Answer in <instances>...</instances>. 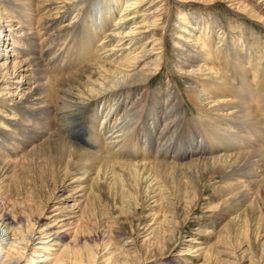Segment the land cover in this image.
<instances>
[{"label":"bare ground","instance_id":"1","mask_svg":"<svg viewBox=\"0 0 264 264\" xmlns=\"http://www.w3.org/2000/svg\"><path fill=\"white\" fill-rule=\"evenodd\" d=\"M156 1L17 0L15 15L8 19H20L22 29L18 33L21 34L16 38L13 29H9L13 22L8 20L6 24L11 26H0V48L10 38L11 45L19 47V55L8 58L0 53V75L13 77L18 69L23 70V64L29 70L20 75H23L22 80L28 78L26 83L18 81L17 85L5 84L2 88L9 100L1 98L0 106L11 112L10 119H5L8 122L5 129L0 130L2 170L21 174L29 168L37 170L45 160L54 161L53 170L44 168L46 174L63 177L71 182L75 193H82L81 200L84 199L78 204V213H85L89 205L92 209L88 214L97 220L101 202L109 200L114 203L112 221L121 224L126 220L125 213L130 205L134 204V212L138 215V208L142 206L144 211L151 200L157 204L162 202L165 190L159 177L168 168L162 160L176 162L191 158L189 165L211 167L212 173L221 178V191L229 203L224 211V217L229 218L227 227L237 229L245 238L263 246V211L259 202L264 195V96L260 92L264 74L260 72V63L252 55L247 57L249 52L235 50L232 44H226L222 51L216 44L218 50L214 52L219 53L216 66L207 62L211 61V56L205 55L207 59L193 56L191 67L195 71H190L193 88L189 93L194 94L187 92V97L201 113V117H194V120L184 116L177 92L172 91L164 98L161 94L149 96L147 92L141 99L133 100V93H141L144 87L151 85V77L160 71L165 59L163 51L155 52L165 48L164 35L159 33L157 24L162 10L153 6ZM45 9L47 12L43 13ZM1 11L0 8V23L3 24L5 15ZM60 20L63 24L58 25ZM50 27L55 30L40 39V32ZM191 29L197 27L187 24L176 38L186 39L190 58L195 49L202 54L207 46L203 44L205 37L195 36L197 30L191 32ZM217 32L218 39L224 37L225 40V30L219 28ZM62 35L64 38L72 36L71 45L75 49L65 48L63 43L60 50L62 45L56 40ZM47 42L50 46L43 51ZM57 46H60L58 50ZM158 46L161 48L156 49ZM90 52L93 53L90 62L81 64ZM229 56L235 59L231 61L234 67L237 63L241 67L238 71L241 80L233 81L232 87L223 84L225 76L221 70ZM13 58L17 61L11 66ZM197 59L204 60L205 66H194ZM243 60L248 61L244 63ZM217 79L222 80L220 84H216ZM191 126L208 131L210 137L193 139L195 132L190 130ZM184 132L191 140L189 151L173 143L183 138ZM206 142L209 145L204 147ZM214 143L218 145L217 150ZM197 146L202 149L194 150ZM244 146H254V150L239 153ZM126 172L133 177L132 181L127 179ZM249 210L254 213L251 219ZM165 221L156 223L154 217L149 236L162 250L171 252L178 244L177 228L170 225L167 217ZM93 222L86 224L88 229L98 227L97 221ZM9 227L10 224L4 225V231ZM101 227L112 228L107 223ZM21 231L17 233L15 228L12 236L16 238ZM14 238L7 244L9 250H5L4 239H0L2 258L11 257L14 251L18 256L24 255L17 249L21 244ZM51 242H39V247L30 243L34 253L45 258L41 260L44 263L50 259L42 253L49 250L41 246ZM187 242L194 241L188 239ZM200 242H194L188 251L199 253L204 258L203 264H215ZM97 255L89 252L86 257L93 264ZM35 258L32 257L33 262L37 261Z\"/></svg>","mask_w":264,"mask_h":264},{"label":"rangeland","instance_id":"2","mask_svg":"<svg viewBox=\"0 0 264 264\" xmlns=\"http://www.w3.org/2000/svg\"><path fill=\"white\" fill-rule=\"evenodd\" d=\"M16 2L17 0H0L1 12L5 15L3 17L5 22L0 23V26L4 28L5 25H13L9 29H13L12 32L15 33V36H19L18 34L21 33L18 32L22 29V27H19L22 26V24L19 25L20 19H8L10 16L14 17L15 15ZM153 6H156L155 8L160 7L162 10L160 11L161 18L157 24L159 33L164 35L162 43L166 48L161 50L159 49L161 46H158L156 49L159 50L155 52L163 51L165 59H163L160 71L151 77V85L148 88L144 87L141 93H133L131 95L133 100L141 99L147 92L149 96L161 94L164 98L173 91L172 93L177 92L181 100L186 119L194 120V117H201L200 111L187 97L189 91L193 88L190 81L193 80L192 73L195 70L191 67V63L193 62V56L197 55L207 59L205 56L207 55L211 56V61H207L211 63V66L219 65V53L214 52L218 50L215 48L216 44L220 46L221 51L225 49L226 44H232L235 50L239 49L242 53L249 52L250 55H247L248 53H245V55L247 57L252 55L260 63V72L264 74V0H157ZM45 12H47V9L43 10V13ZM118 16L119 14L113 18L112 24L114 21L116 22ZM8 20L13 23L11 25L6 24ZM61 24H63V20H60L58 25ZM187 24L193 28L197 27V29H191L190 31L197 30L195 36L202 34L205 37L203 44L207 45L202 54L198 50L195 51V49L190 55L192 58L188 57L190 53L188 48L190 47H188L186 39L184 41L176 40L178 34L182 32ZM54 28L50 27L45 31H41L39 34L40 39L45 38L49 32H53ZM219 28L227 33L225 40L224 37L218 39L217 30ZM65 38L62 35L58 39L59 41L56 40L57 44L62 45V48L57 46V50L59 48L60 50L63 49V43L65 48L73 47L71 45L74 42L72 36H65ZM11 44L10 38L3 42L0 48L2 56L8 55L9 58V55H19L17 50L19 47ZM189 44L192 45L191 42ZM49 46L50 42L44 44L43 51H46ZM243 47H246L245 51ZM92 54L90 52L88 58H84L85 61L81 64L90 62ZM232 60L235 59L229 56L228 60L224 61L225 67L221 66L225 76L223 84H229L230 87L233 86V81L241 80V76L238 74L241 68L240 64L237 63L236 67L238 66V68H236L231 64ZM16 61L14 59L11 66ZM247 61L243 60L244 63H247ZM203 62L204 60L197 59L194 66L199 67L202 64L205 66V62ZM24 65L22 66L23 70L18 69L19 72L13 77L3 78L0 75V99L5 97L9 100V96H4L7 92L2 91L5 84L26 83L28 78L22 80L23 75L20 76L25 74L26 70H29V68L27 69L28 66ZM232 72L233 75L230 74ZM216 81H219L216 84H220L222 80L217 79ZM263 81L260 83L262 96H264ZM19 93L16 94L15 100L19 99ZM189 94L192 95L194 92ZM162 100L160 99V101ZM0 111L1 130L5 129L4 126L8 124L5 119H10L11 112L4 106L2 108L0 106ZM191 127L193 129L190 130L195 132L193 139L210 137L208 131H200L196 126ZM181 137L183 138L173 141L174 146H183V151H189L191 140H188L189 137L186 132ZM208 145L209 143L206 142L204 147ZM214 145L215 150H217L218 145L215 143ZM201 149L202 147L198 146L194 148V150ZM253 150L254 146H244L238 152L243 153ZM172 151H174V147ZM189 159L191 158L176 162L171 159L162 160L168 166L159 177L162 189L165 190H163L165 195L161 197L162 202L157 204L154 203V200H151L145 205L144 211L142 206L138 208V215L134 212V204L130 205L125 213L126 220L121 224L113 223L114 212L112 208L114 203L109 200L101 202L100 217L97 220L91 217L90 213L88 214L92 209V207L89 208V205L85 209L86 214L83 213L85 217L82 216V213H78L77 207L80 206L78 204L84 199L81 200L82 193H75L71 182L63 180V177L58 178L49 176V173L46 174L44 168L47 171L49 169L53 170L56 166L54 161L53 163L45 160L46 162L43 161L44 165L37 167V170L36 168H29L28 171H22L21 174L5 173L6 171L2 170L0 164V236L7 245L12 241L10 239L14 238L12 235L15 228L17 233L22 230V233L14 239L21 244L17 247L19 252L24 253L23 256L19 255L23 258H20L15 251L11 257H8L9 259H6L7 255L3 258L1 255L0 264H92L86 257L89 252L98 254L97 260H94L93 264H203L204 258L199 253L188 251L196 241H201L202 248L212 255V262L214 261L215 264H264V245L262 246L261 243L255 242L253 239L245 238L235 228L234 230L227 227L229 218L224 217V211L229 203L227 204L228 199L221 191L222 186L219 175L216 176L212 173L213 169L211 167L189 165ZM187 164L188 166H186ZM125 175L129 181L133 180L130 173L126 172ZM259 203H262V225L264 226L263 194ZM90 206L92 205L90 204ZM249 208L251 209V207ZM251 210L248 211L249 218L254 216ZM87 214L90 216L88 217ZM154 217H156V223L162 222L161 224L166 222L167 217V220H171L170 225L177 228L176 238L178 244L171 252L162 250L149 236ZM91 221H95L93 223L97 221L98 227L88 229L87 226L90 225ZM87 223L88 225H86ZM106 223L112 227V230L101 227ZM135 223H140L139 228L136 227ZM3 224H10V229L4 231ZM169 228L167 227V229ZM188 239H192L194 242H187ZM44 241H53L49 245L41 246L49 250L42 253L50 259L47 263L41 261L45 258L36 255L35 250H33V246L39 247L38 243ZM29 242L34 245L32 246ZM6 245H4L5 250L9 248ZM11 251L10 254L13 252ZM33 256H36V262H33ZM12 257L13 259H10Z\"/></svg>","mask_w":264,"mask_h":264}]
</instances>
